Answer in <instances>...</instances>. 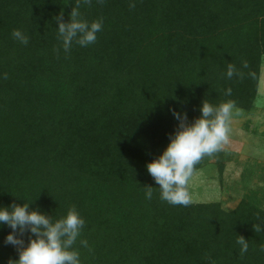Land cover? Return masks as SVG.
I'll return each instance as SVG.
<instances>
[{
	"label": "trees",
	"instance_id": "trees-1",
	"mask_svg": "<svg viewBox=\"0 0 264 264\" xmlns=\"http://www.w3.org/2000/svg\"><path fill=\"white\" fill-rule=\"evenodd\" d=\"M78 2L103 30L65 53L56 18L69 22ZM263 55L264 0H0V206L29 202L53 219L75 206L91 248L74 246L82 264H264L259 200L173 206L146 168L178 129L172 109L189 123L205 99L249 113ZM229 63L240 77L226 78ZM223 152L194 172L214 159L221 173ZM11 231L0 225V264L19 258Z\"/></svg>",
	"mask_w": 264,
	"mask_h": 264
},
{
	"label": "clouds",
	"instance_id": "clouds-1",
	"mask_svg": "<svg viewBox=\"0 0 264 264\" xmlns=\"http://www.w3.org/2000/svg\"><path fill=\"white\" fill-rule=\"evenodd\" d=\"M87 2V0H85ZM103 4L104 0H97ZM134 8L135 3L131 2ZM62 15L57 17L58 40L65 53L74 44L88 47L96 43L97 33L103 30V19L92 22L84 19L79 10V2L70 13L69 22H64ZM14 39L27 45L29 37L19 29L12 32ZM60 49H56L59 52ZM247 62L243 67L247 68ZM226 78L240 77L242 74L232 63L228 64ZM254 75V74H253ZM4 79L7 75L4 74ZM226 96L232 95V89L225 90ZM173 118L178 122V129L170 136L169 143L163 152L146 165L148 173L159 185L160 199L173 206L187 207L192 203L189 181L193 176L195 166L205 157H212L222 151L229 143L231 122L235 115H239L234 100H226L220 104H213L205 99L200 107V116L193 122H188L186 112L172 109ZM153 187H145V198L151 200ZM29 202L23 205L12 204L10 207L0 206V225L6 224L11 232L5 242L18 247V260L10 264H82L80 251L74 247L79 240L80 246L91 248L88 241L80 239L86 221L75 206L67 213L53 219L37 210H29ZM254 230L264 231V224H255ZM25 232H29V240L25 246L22 239ZM35 237V238H32ZM236 244L240 246L239 254L243 256L249 250V242L243 236H238ZM264 252V247L259 249ZM214 264V262H210Z\"/></svg>",
	"mask_w": 264,
	"mask_h": 264
},
{
	"label": "rangeland",
	"instance_id": "rangeland-1",
	"mask_svg": "<svg viewBox=\"0 0 264 264\" xmlns=\"http://www.w3.org/2000/svg\"><path fill=\"white\" fill-rule=\"evenodd\" d=\"M223 151L221 173L214 159L193 173L189 181L192 202L219 201L232 209L240 200L251 198L264 207V55L254 108L249 113L239 109L233 117Z\"/></svg>",
	"mask_w": 264,
	"mask_h": 264
}]
</instances>
